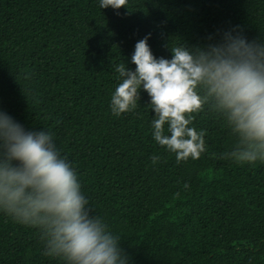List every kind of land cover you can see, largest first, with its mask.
<instances>
[{"label": "trees", "instance_id": "1", "mask_svg": "<svg viewBox=\"0 0 264 264\" xmlns=\"http://www.w3.org/2000/svg\"><path fill=\"white\" fill-rule=\"evenodd\" d=\"M118 13L98 0H0V111L51 130L130 264H264V163L222 158L233 143L222 120L196 115L207 151L178 164L151 135L146 92L134 113L109 108L115 65L134 70L146 34L165 58L173 40L204 45L234 26L264 40V0H131ZM0 264L59 262L37 229L0 213Z\"/></svg>", "mask_w": 264, "mask_h": 264}, {"label": "clouds", "instance_id": "2", "mask_svg": "<svg viewBox=\"0 0 264 264\" xmlns=\"http://www.w3.org/2000/svg\"><path fill=\"white\" fill-rule=\"evenodd\" d=\"M98 3L118 13L130 10L131 0ZM150 38L148 33L135 43L134 70L125 61L115 65L119 83L111 93V114L134 113L143 90L154 113L151 135L178 164L207 151L205 130L193 126L205 111L222 120L233 138L222 158L238 165L264 163V40H249L234 26L204 45L173 40L171 58H165L153 54ZM150 159L155 164L160 157ZM0 213L37 229L43 254L59 264H130L119 235L95 213L51 130H26L3 111Z\"/></svg>", "mask_w": 264, "mask_h": 264}]
</instances>
